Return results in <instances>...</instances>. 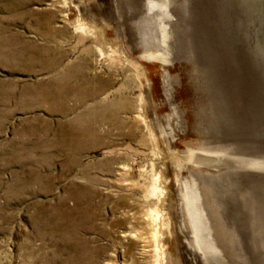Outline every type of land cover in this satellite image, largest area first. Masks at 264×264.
<instances>
[{"label": "rangeland", "instance_id": "374dc122", "mask_svg": "<svg viewBox=\"0 0 264 264\" xmlns=\"http://www.w3.org/2000/svg\"><path fill=\"white\" fill-rule=\"evenodd\" d=\"M166 3L0 0V264H264V0Z\"/></svg>", "mask_w": 264, "mask_h": 264}, {"label": "bare ground", "instance_id": "6f19581e", "mask_svg": "<svg viewBox=\"0 0 264 264\" xmlns=\"http://www.w3.org/2000/svg\"><path fill=\"white\" fill-rule=\"evenodd\" d=\"M166 2H167V0H165ZM165 1H160V0H151V5H152V8L153 9H155V8H158V6H161L162 8H166V7H168V4L165 2ZM165 2V3H164ZM78 30H80V31H87V29H86V27L84 26V25H80L79 26V29ZM153 56V55H152ZM147 57V56H146ZM158 57V56H157ZM156 57V58H157ZM158 59V58H157ZM164 61H165V58H164ZM191 160V159H190ZM155 181V180H154ZM157 181H158V179H157ZM159 182V181H158ZM158 184V183H157ZM160 185V184H159ZM158 185V186H159ZM158 186L157 185H153L152 186V189H151V194L152 195H158V193L160 192V188H158ZM162 189V188H161ZM189 189V188H188ZM161 193V192H160ZM160 195V194H159ZM156 197V196H155ZM188 201H189V204L190 203H194V204H197V205H199L200 206V208H201V205H200V198H199V196L197 195V193L195 192V190H192V191H190L189 192V194H188ZM186 197V198H187ZM161 200V199H160ZM188 203V202H187ZM194 206H196V205H194ZM198 206V207H199ZM158 207V206H157ZM193 207V206H192ZM157 209V208H156ZM155 211V210H154ZM153 211V212H154ZM198 211V210H197ZM201 211V210H200ZM200 211H199V214H197V213H192V215H191V217L193 216V222H194V224H195V233L196 234H199L200 235V233L201 234H208V227H207V224H206V222H205V220H204V214H203V211H201V213H200ZM158 215H160L159 213H158ZM157 215V216H158ZM156 216V217H157ZM160 218V217H159ZM158 217H157V219H159ZM158 221V220H157ZM158 223V222H157ZM155 225H156V223H155ZM158 230V229H157ZM210 231V230H209ZM159 232V231H158ZM211 233V232H210ZM156 234V233H155ZM210 235V234H209ZM157 236V235H156ZM212 240V239H211ZM201 241V240H200ZM206 242H207V240H206ZM213 247V246H212ZM215 250V249H214ZM218 253V252H217ZM220 255H221V253H220ZM220 258V257H219ZM159 260V259H158ZM160 262V261H159Z\"/></svg>", "mask_w": 264, "mask_h": 264}]
</instances>
